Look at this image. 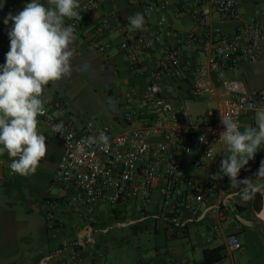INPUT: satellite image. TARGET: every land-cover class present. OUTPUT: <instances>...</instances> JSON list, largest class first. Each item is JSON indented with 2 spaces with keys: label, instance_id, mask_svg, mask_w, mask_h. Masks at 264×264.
Listing matches in <instances>:
<instances>
[{
  "label": "crops",
  "instance_id": "1",
  "mask_svg": "<svg viewBox=\"0 0 264 264\" xmlns=\"http://www.w3.org/2000/svg\"><path fill=\"white\" fill-rule=\"evenodd\" d=\"M90 1L79 0L78 11L82 17L80 22L66 20L65 23L76 25L77 39L72 62L78 61L85 67L96 66L104 76L114 78L107 90L110 95L107 100V115L110 119L101 125L110 127L114 134L140 126L144 116L134 118L131 122L126 119V113L138 110V106L127 105L125 93L129 90H144L148 84H153L159 93L170 98L177 107H186L197 119L214 123L221 122L222 115L226 117L222 86L212 63L215 34H231L239 22L262 17L264 0H239L237 19L218 14L210 2L187 0L186 3H179L172 0L163 13L166 17L165 27L176 28L183 36L192 34L195 37L192 48H184V44H178L184 49L182 64L185 74L181 79L167 75L154 77V72L164 58L162 43L156 44L151 56L143 54L141 69L133 70L119 47V31L107 33L105 40L110 42V47L106 51H101L95 41L94 24L105 13L112 11L119 12L127 23L129 16L142 13L146 32L151 33L162 14L153 12L150 17H146L144 9L158 0H97L99 7L87 12L86 7ZM0 2L4 4L0 8V65H3L10 48L8 31L11 27V21L7 25L3 21L10 12L15 15L23 10L31 0ZM40 2L46 4V0ZM197 14L204 17V23L196 20ZM263 63L264 55L257 62L225 70L224 76L242 80L248 89H258L264 86V81L259 79L255 69L260 66L257 70L259 73ZM200 67L206 70L204 77L212 88L211 94L199 96L193 92V75ZM49 87L50 85L46 87L44 93L47 101L52 98H62L65 101L64 96ZM115 91L120 94L119 99L113 98ZM66 109L59 116L62 123H72L78 127L88 122L73 113L69 106ZM38 119V130L46 136L47 154L34 174L26 177L11 174L9 156L7 153L0 154V264H199L204 259V249L219 246L224 247V258L214 264H264V222L254 212L249 211L251 200L243 201L238 190L231 187L229 177H222L221 172L217 192L197 219H192L180 206V198L172 199L167 206V212L162 213L160 209L163 198L159 186L153 192V206L145 215L139 213L134 206L128 205L119 211L124 218H117L107 204H101L97 209L95 224H90L77 212L66 211L58 214L62 224L53 229L49 228L43 206L47 198L61 196L53 179L64 153V143L41 116ZM255 121L256 112L244 115L242 131L245 127L252 126ZM260 153H264V146L256 154ZM227 154L226 151L219 150V170L221 161ZM200 157L196 150L177 156L178 164L185 174L203 181L208 170ZM163 166L164 164L162 168ZM124 221L138 226V234H135L133 228L126 233L120 227ZM217 225L220 231L216 230ZM128 233L140 237V240L154 237V243L145 250L142 248V241L137 240L130 246L125 244L124 239ZM232 233L237 234L243 242L242 250H233L226 244L224 236ZM120 243L124 248L132 247V251L137 252L136 260L130 261L128 257L122 263L107 260L111 250ZM73 250L80 252L78 259L71 258Z\"/></svg>",
  "mask_w": 264,
  "mask_h": 264
},
{
  "label": "built area",
  "instance_id": "2",
  "mask_svg": "<svg viewBox=\"0 0 264 264\" xmlns=\"http://www.w3.org/2000/svg\"><path fill=\"white\" fill-rule=\"evenodd\" d=\"M201 1L210 2L220 15L235 19L239 17V0ZM171 2L172 0H158L145 7L146 17H150L153 12L162 14L151 33L129 31V23L123 20L119 12L105 13L94 24L98 48L101 51L108 50L110 42L105 40L107 33L119 31V47L125 59L131 69L139 70L142 67V55L151 56L156 44L162 43L164 58L154 72V77L167 75L181 79L185 74L182 64L184 49L178 44H184V48H192L195 37L192 34L183 36L176 28L165 27L166 17L163 13ZM97 7V0H91L86 11ZM161 18L164 19L163 23ZM196 20L201 23L205 21L198 14ZM262 55L264 13L260 18L239 22L231 34H215L212 63L222 86L226 117L237 121L241 131L244 115L256 112V109H264V86L248 89L242 80L226 78L224 71L257 62ZM205 73L206 70L200 67L193 75L192 89L196 95L212 93V88L204 77ZM125 101L129 106H138V110L126 113V119L131 122L134 118L144 116V121L140 126L118 134H114L107 125L91 121L78 127L72 123H62L59 116L53 114H64L67 111L65 104L55 98L47 101L46 114L41 117L64 143V153L53 179L61 196L47 198L43 206L49 228L62 224L58 214L66 211L77 212L90 224H95L97 209L101 204H107L113 211H120L131 205L145 215L153 206V192L159 186L163 198L160 209L162 213L167 212L172 199L180 198V206L192 219H197L217 192V155L219 150L225 148L223 142L219 141L220 133L225 130L222 122L209 123L206 119L195 118L186 107H177L170 98L159 93L153 84H148L141 91H127ZM61 123L62 133H56L55 128ZM252 126H256V121ZM101 132L108 137L107 147L98 141ZM90 137L97 139L94 142ZM194 150L200 154L201 161L208 170L203 181L185 174L178 164V154H190ZM261 161H264V153L255 154V158L241 169L238 179L255 180ZM215 228L220 231L219 225ZM224 238L231 249H243V242L237 234H228ZM79 256L80 252L73 250L71 258L78 259Z\"/></svg>",
  "mask_w": 264,
  "mask_h": 264
},
{
  "label": "clouds",
  "instance_id": "3",
  "mask_svg": "<svg viewBox=\"0 0 264 264\" xmlns=\"http://www.w3.org/2000/svg\"><path fill=\"white\" fill-rule=\"evenodd\" d=\"M3 6L0 2V8ZM79 8V0H46V4L31 0L23 10L15 15L10 12L3 21L5 25L11 21V27L10 48L5 63L0 65V154L7 153L14 174L25 177L34 174L47 154L46 136L38 130V117L46 114V87L71 75L76 25L65 21L80 22ZM127 19L129 31H147L142 13ZM221 122L225 130L219 141L228 154L224 155L219 172L222 177H229L231 187L238 190L243 201L252 200L257 194L264 197V161L255 180L238 179L241 169L264 146V109H256V126L245 127L243 131L231 118L222 115ZM62 128V123L58 124L55 132L62 133ZM89 139L95 142L97 138ZM98 141L108 146V137L103 132Z\"/></svg>",
  "mask_w": 264,
  "mask_h": 264
},
{
  "label": "rangeland",
  "instance_id": "4",
  "mask_svg": "<svg viewBox=\"0 0 264 264\" xmlns=\"http://www.w3.org/2000/svg\"><path fill=\"white\" fill-rule=\"evenodd\" d=\"M72 72L71 75L62 79L61 81L56 82L55 84H50V89L57 91L59 94L64 96L65 101L60 98L65 106H69L71 111L75 113L77 116H80L81 119L86 121H91L95 124H103L105 120L108 121L110 117L107 115L109 113L107 100L110 96L107 92L108 86L113 83L114 78L112 79L110 76H104L102 72H100L96 66H86L82 65L80 62H72ZM261 69L259 73L257 72L258 68L255 69L257 76L261 81H264V63L261 64ZM124 90V88H123ZM120 95V94H119ZM119 95L117 91L113 94V98H118ZM105 115H107L105 117ZM105 117V118H104ZM111 213L115 215V212L111 210ZM116 216V215H115ZM117 217V216H116ZM118 218V217H117ZM119 218H124L123 216ZM125 224V226H124ZM123 226L121 228L125 229V232L131 228L138 234L140 231L138 226L134 225V223H128L127 221L122 222ZM119 226V225H117ZM136 226V229L134 228ZM136 231H138L136 233ZM124 239H126L125 244H129L133 246L137 240L141 242L142 248L148 249L152 243H154V237L141 238L135 237L128 233ZM124 244V245H125ZM137 252L132 251V247H123V244H119L111 250V252L107 256V260L113 263H122L127 259L130 261L136 260ZM149 259V256H147Z\"/></svg>",
  "mask_w": 264,
  "mask_h": 264
},
{
  "label": "trees",
  "instance_id": "5",
  "mask_svg": "<svg viewBox=\"0 0 264 264\" xmlns=\"http://www.w3.org/2000/svg\"><path fill=\"white\" fill-rule=\"evenodd\" d=\"M249 211L251 213H253L252 200L250 201ZM114 212H115V215L118 218L121 217L119 211H114ZM134 228L136 229V226ZM223 250H224V247L223 246H219V247H215V248H206V249H204V251H203L204 259L199 264H214V263L220 262L224 258Z\"/></svg>",
  "mask_w": 264,
  "mask_h": 264
},
{
  "label": "water",
  "instance_id": "6",
  "mask_svg": "<svg viewBox=\"0 0 264 264\" xmlns=\"http://www.w3.org/2000/svg\"><path fill=\"white\" fill-rule=\"evenodd\" d=\"M252 209L255 215L264 222V197L257 194L252 200Z\"/></svg>",
  "mask_w": 264,
  "mask_h": 264
}]
</instances>
